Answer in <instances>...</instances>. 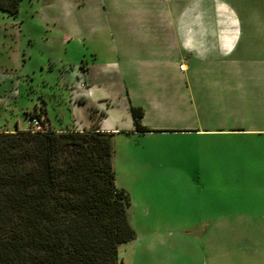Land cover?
Returning a JSON list of instances; mask_svg holds the SVG:
<instances>
[{
    "label": "rangeland",
    "instance_id": "rangeland-1",
    "mask_svg": "<svg viewBox=\"0 0 264 264\" xmlns=\"http://www.w3.org/2000/svg\"><path fill=\"white\" fill-rule=\"evenodd\" d=\"M187 1L21 0L15 16L0 11V128L25 129L28 111L41 114L42 109L53 127L75 126L73 118L85 117L86 108L71 103L70 89L86 80L85 66H92L93 72L101 70L102 75L92 80L95 95L127 87L133 95L170 103L173 66L179 60V68L185 64L175 25ZM234 3L242 46L234 56L259 69L257 57L264 56V42L254 13L261 4L257 0ZM218 23L213 32L222 40L236 36L226 16ZM111 65L118 70L128 66L131 72L128 77L111 78ZM155 70L171 73L163 78L153 76ZM149 113L151 128L172 127L171 113ZM158 121L169 125L159 126ZM120 124L126 128L128 119L124 117ZM112 142L115 182L129 195L128 220L136 233L133 240L118 246L119 264H201L204 259L196 252L199 241L191 218L198 219L196 211L209 201L203 188L196 197L189 190L190 181L176 164L173 134L121 133ZM198 177L205 184L204 177Z\"/></svg>",
    "mask_w": 264,
    "mask_h": 264
},
{
    "label": "crops",
    "instance_id": "crops-1",
    "mask_svg": "<svg viewBox=\"0 0 264 264\" xmlns=\"http://www.w3.org/2000/svg\"><path fill=\"white\" fill-rule=\"evenodd\" d=\"M257 1L261 10L254 14L259 16L263 35L260 42H264V0ZM219 3L222 6L217 8ZM222 16L235 26L236 36L230 40L224 41L213 32ZM240 30L234 0H188L181 7L175 35L185 64L179 68V60L173 66L170 103L133 95L127 87L95 95L92 80L102 74L100 69L93 72L92 66L82 70L86 80L70 89L71 103L85 107L86 116L80 119L76 114L75 126L66 128L83 130L97 124L100 130L113 132V136L173 134L176 164L190 181L189 190L196 197L203 188L209 201L196 211L198 219L191 218L199 241L196 252L204 259L201 264H264V56L257 57L262 65L259 69L249 67L244 57L234 56L242 47ZM109 67L111 78L128 77L131 72L128 66L121 70L116 65ZM149 71L146 73L150 75ZM153 72V76L163 78L171 73ZM133 106L141 108L140 122L149 130H136ZM149 112L157 116L171 113L172 127L151 128L147 122ZM39 115L50 125L46 113ZM124 117L129 125L123 129L120 122ZM157 123L169 125L165 121ZM16 127L0 130L13 131ZM198 176L204 177L205 184L199 183Z\"/></svg>",
    "mask_w": 264,
    "mask_h": 264
},
{
    "label": "trees",
    "instance_id": "trees-1",
    "mask_svg": "<svg viewBox=\"0 0 264 264\" xmlns=\"http://www.w3.org/2000/svg\"><path fill=\"white\" fill-rule=\"evenodd\" d=\"M20 1L0 0V11L15 16ZM132 113L136 130H149L141 108ZM41 121L42 129L0 130V264H118L117 248L135 230L115 182L113 132Z\"/></svg>",
    "mask_w": 264,
    "mask_h": 264
},
{
    "label": "built area",
    "instance_id": "built-area-1",
    "mask_svg": "<svg viewBox=\"0 0 264 264\" xmlns=\"http://www.w3.org/2000/svg\"><path fill=\"white\" fill-rule=\"evenodd\" d=\"M27 118V128H32L33 130H37V129H42L43 128V124H42V118H37L36 116H26ZM46 124V123H44ZM47 125V124H46Z\"/></svg>",
    "mask_w": 264,
    "mask_h": 264
}]
</instances>
